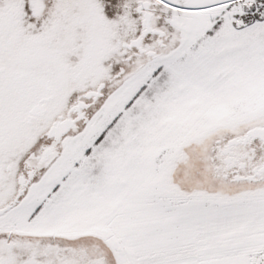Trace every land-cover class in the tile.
<instances>
[{"label": "snow or ice", "instance_id": "1", "mask_svg": "<svg viewBox=\"0 0 264 264\" xmlns=\"http://www.w3.org/2000/svg\"><path fill=\"white\" fill-rule=\"evenodd\" d=\"M0 264H264V0H0Z\"/></svg>", "mask_w": 264, "mask_h": 264}]
</instances>
